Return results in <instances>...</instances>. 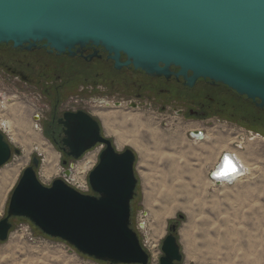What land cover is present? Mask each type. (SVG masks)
Segmentation results:
<instances>
[{
  "label": "water",
  "instance_id": "water-1",
  "mask_svg": "<svg viewBox=\"0 0 264 264\" xmlns=\"http://www.w3.org/2000/svg\"><path fill=\"white\" fill-rule=\"evenodd\" d=\"M0 46L69 58L92 48L85 60L100 58L101 49L115 71L131 67L150 78L181 80L190 89L206 80L264 108V0H0ZM60 123L69 160L62 161L68 166L64 177H70L72 162L103 147L87 176L92 194L62 179L42 185L39 156H33L0 219V242L8 239L11 220L21 218L93 261L149 264L130 225L138 183L134 152H118L98 120L83 111L65 113ZM189 135L203 140L200 131ZM18 154L0 132V168ZM175 232L176 225H169L159 264L181 262Z\"/></svg>",
  "mask_w": 264,
  "mask_h": 264
},
{
  "label": "rangeland",
  "instance_id": "rangeland-1",
  "mask_svg": "<svg viewBox=\"0 0 264 264\" xmlns=\"http://www.w3.org/2000/svg\"><path fill=\"white\" fill-rule=\"evenodd\" d=\"M19 55L18 58L30 61L34 68L46 66L54 60L45 53ZM16 58L17 53L11 52V48L0 46V104L5 103L0 116L16 130L15 142L12 143L5 133L3 135L12 148L20 150V154L13 155L0 168V176L14 170L4 187L0 186V219L6 215L9 197L23 170L31 164L32 157L37 156L29 152L37 146L34 136L58 154L56 168L49 181L40 179L39 162L36 169L38 181L49 186L53 180L62 179L69 186L76 187L62 173L68 167L62 165V152L40 133V123L35 121V116L47 117L48 105L40 91L5 70ZM110 99V107L103 106L102 100L91 102L83 99L70 104V109L85 111L98 120L102 134L115 148L117 140L122 139L124 144L116 149L118 152L126 148L134 152L138 197L131 210L130 225L142 248L150 255L149 264H159L161 244L171 222L176 225L175 236L182 254L179 264H239L240 256L250 264H264V142L255 147L254 142L249 141V135L241 134L240 129L222 120L218 123L181 116L179 111L182 107L179 105L161 111L159 104L145 99L135 100V108L127 104L129 100H121L116 95ZM115 103L121 105L115 107ZM17 116L20 117L17 119ZM195 130L207 135L202 144L188 138L189 132ZM25 135L28 139L24 138ZM255 136L253 134L252 137ZM236 141L240 148L235 147ZM101 147L96 146L72 163L92 160L95 166ZM225 150L238 153L242 158L247 156L243 161L248 160L246 164L251 174L231 186L217 187L209 182L207 167L214 157L215 164ZM41 158L39 156L40 161ZM89 172L84 176L86 183ZM159 217L162 223L158 224L156 220ZM11 223L8 239L0 242V264H102L79 255L58 239L43 235L27 220H13ZM142 223L144 229L139 226ZM151 245L155 246L152 250ZM152 253L155 255L153 259ZM229 255L234 259L225 258Z\"/></svg>",
  "mask_w": 264,
  "mask_h": 264
},
{
  "label": "flooded vegetation",
  "instance_id": "flooded-vegetation-1",
  "mask_svg": "<svg viewBox=\"0 0 264 264\" xmlns=\"http://www.w3.org/2000/svg\"><path fill=\"white\" fill-rule=\"evenodd\" d=\"M41 49L30 52L18 50L15 52L17 53L15 62L11 64V67H5V70L40 91L48 105L47 117L35 116V121L40 123V133L51 140L53 145L64 154L65 151H63L61 143L64 133L60 121H62L65 113L82 111L70 109V104L83 99L91 102L102 100L103 106L108 104L107 107H110V98L115 95L121 100H129L127 104L131 105L132 108L136 107L134 101L139 99L159 104L161 111L169 106L179 105L182 107L179 111L181 116L218 123L222 120L229 126L240 129L241 134L245 132L246 135L250 136V140L260 138L264 142V136L257 133L253 120H247L238 114L241 108V100L237 98L234 100L233 92L222 85L198 80L190 89L184 87L181 80L177 81L172 77L169 80L150 78L138 71H133L131 67L115 71L112 62L106 60V54L101 49H98L97 53L100 58H92L91 60H85L84 57L92 54V48H86L82 55L77 54L73 58L63 55V57L79 63L80 66L77 67L56 65L34 68L30 65V61L26 62L25 59L18 58L19 53L22 55L35 54ZM23 61L26 63L23 64ZM93 62H99V67L90 68L85 65ZM22 65L25 67H21ZM29 69H32V72H29ZM135 74L136 76H134ZM77 75H80L82 79ZM183 88H187L186 91L189 93L187 98L179 94ZM214 119L215 121H213ZM235 133V138H237V132ZM253 134L257 136L252 137ZM237 143V141L234 143L235 147L240 148L241 145L239 146ZM240 143L242 144V142Z\"/></svg>",
  "mask_w": 264,
  "mask_h": 264
},
{
  "label": "bare ground",
  "instance_id": "bare-ground-1",
  "mask_svg": "<svg viewBox=\"0 0 264 264\" xmlns=\"http://www.w3.org/2000/svg\"><path fill=\"white\" fill-rule=\"evenodd\" d=\"M9 99H6L5 101H8ZM5 108V103H1L0 104V109H2V111L4 110ZM7 110V109H5ZM17 110V109H16ZM15 110V111H16ZM11 111V110H10ZM7 112V111H6ZM21 113V112H20ZM18 115V114H17ZM20 115V114H19ZM13 116V114H12ZM21 116V115H20ZM20 116H17V119L20 117ZM113 116V115H111ZM23 117V116H22ZM112 118V117H111ZM122 118V117H121ZM103 119V118H102ZM124 119V118H123ZM122 119V121H123ZM20 120V119H19ZM101 120V119H100ZM114 120V119H113ZM109 121V120H108ZM117 121V120H116ZM20 122V121H19ZM102 122V121H101ZM114 122V121H113ZM21 123V122H20ZM19 123V124H20ZM111 123V122H109ZM18 127V125H17ZM105 127V126H104ZM103 127V128H104ZM17 129V128H16ZM108 129V128H107ZM0 132L1 133H5V135H8L10 136V140L11 142H15V139H16V130L14 129V127L12 126V124L5 120V119H2L1 116H0ZM22 131V130H21ZM195 131H200L202 132L201 130H195ZM107 132V131H105ZM36 135V134H35ZM202 135H203V140H207V135H205L203 132H202ZM38 136V135H37ZM40 137V136H39ZM24 138L28 139L27 136L25 135ZM34 139L37 141V146H35L34 149H32V151H29V152H33L34 154H37L39 155L41 158V161H40V167H39V171H38V174H39V177L42 181H49V179L51 178L52 176V172L55 171V168H56V162L58 160V154L53 151L50 147H48L47 143L45 142H40V139L36 136H34ZM118 139V138H116ZM193 141L195 143H200L199 141H196L193 139ZM122 139H118L115 146H116V149H119L120 147H122V145L124 143H122ZM202 142V141H201ZM250 142H254V146L258 147L260 146L259 143L263 144V141L259 138H255L253 140H250ZM28 144V143H27ZM127 144V143H126ZM259 144V145H258ZM28 146V145H27ZM103 148V147H102ZM254 148V147H253ZM252 149V148H250ZM232 152V151H230ZM224 153L226 154V158L224 157L223 160H222V164L221 166H219V168L215 171L216 174L213 175V180L210 179V174L212 173L211 171L209 172V182L210 180L212 182H210L211 184L212 183H217L215 184L214 186H217V187H223V186H228V185H231V184H235L237 182H239L241 179L243 178H248V176H250V172L251 170L248 168L247 164L248 163V160L247 162H244V158L247 157L245 156L244 158H242L243 156H240V155H237L238 153H229L228 150H225L223 152L220 153L219 155V158L217 159V162L214 164V166L220 162V159L223 157ZM23 155V154H22ZM30 155V154H29ZM36 156V155H35ZM28 161V160H27ZM233 162H235L233 164ZM95 164V163H92V160H88L84 163H76L72 169V173L69 177V180H71L75 185H76V189L77 190H80V188H84L85 187V180H84V176L86 175L87 172H89L92 168V166ZM251 165V164H250ZM15 167V166H14ZM94 167V166H93ZM252 168V167H251ZM259 168V167H258ZM13 169V168H12ZM15 169V168H14ZM9 170V169H8ZM16 170V169H15ZM211 170H213V168H211ZM14 170L12 171H8L6 172L5 174L3 173V175L0 176V186L1 188L4 187L5 185V181L7 179V181H9V177L12 175V173L14 174L13 172ZM252 171H253V168H252ZM255 171V170H254ZM12 172V173H11ZM58 172V170H57ZM56 172V173H57ZM16 173V172H15ZM253 175V174H252ZM13 176V175H12ZM242 181V180H241ZM225 184V185H224ZM74 188V189H75ZM1 194V192H0ZM3 201V200H2ZM0 207H1V196H0ZM2 208H0V212ZM194 211V210H192ZM166 216V215H165ZM190 218V217H189ZM164 219V218H163ZM156 220V219H155ZM159 223H162L160 217L158 218V220H156ZM143 224V223H142ZM156 224V223H155ZM208 225V224H207ZM159 226V225H158ZM142 229H144V224L142 225ZM225 242V241H224ZM226 244V242H225ZM155 246L151 245V250L154 249ZM153 255V253H152ZM153 257H155V255L152 256V259ZM241 258H239L238 260V263L239 264H250L251 262H249L244 256H240ZM225 258H228L230 261L233 260L234 258L232 256H226ZM224 261H222L223 263ZM256 263V262H255ZM254 263V264H255ZM257 264V263H256Z\"/></svg>",
  "mask_w": 264,
  "mask_h": 264
},
{
  "label": "trees",
  "instance_id": "trees-1",
  "mask_svg": "<svg viewBox=\"0 0 264 264\" xmlns=\"http://www.w3.org/2000/svg\"><path fill=\"white\" fill-rule=\"evenodd\" d=\"M5 47L6 48H8V47L10 48V46H5ZM17 51L18 50L11 49V52H13V53H15ZM36 53H38V54L45 53V55H48L50 58L51 57L54 58V60L52 61L51 64H46V66H42V67H51V66H56V65H59V66L60 65L61 66H70V67L80 66L79 63H74V61L69 60V59H67V58H65L63 56L56 57L54 54H47L44 49H41L40 52H36ZM62 58H64V60H62ZM73 63H74V65H73ZM98 63L99 62H95V63L93 62L91 64H85V65H87L90 68H95V67L98 68L99 67ZM77 77L82 79V77L80 75H77ZM186 90H187V88H185V89L183 88L182 90H180V93H179L180 96H182L184 98H187L189 93ZM233 94H234L233 95L234 96V100L237 98V99H240L241 102H242V103H240L241 108H240L238 114L240 116H242V118H245V119L250 120V121L253 120V122L256 125L257 133H259V134L264 136V108L263 109H258V108H256V106L251 101L246 100L244 97H239L235 93H233ZM55 148H57L60 152H62L58 147H55ZM62 154H63V157H64L63 160L67 161L68 158L66 157V155L63 152H62ZM89 194H92V193L90 192ZM137 197L138 196H137V193H136V195L134 196L133 200L131 201V210H132V208L134 206V203H135V200L137 199ZM16 220H24L25 221V219H21V218L16 219ZM171 224L173 225L174 223L171 222L169 225H171ZM102 264H104V263H102Z\"/></svg>",
  "mask_w": 264,
  "mask_h": 264
},
{
  "label": "built area",
  "instance_id": "built-area-1",
  "mask_svg": "<svg viewBox=\"0 0 264 264\" xmlns=\"http://www.w3.org/2000/svg\"><path fill=\"white\" fill-rule=\"evenodd\" d=\"M226 156V154L224 153V155H223V157L220 159V162L219 163H217L214 167H213V170H210L212 173L210 174V179L211 178H213V175H215L216 174V170L219 168V166H221V162H222V160H223V158ZM226 158V157H225ZM235 162H233V164H234ZM235 165V164H234ZM208 179H209V177H208ZM211 180H213V179H211ZM210 180V182H212ZM88 183V182H87ZM85 184V187L84 188H80V190H77L76 188V190L77 191H79L80 193H82V194H89L90 192H89V185L88 184ZM213 185H215V184H217V183H212ZM225 185V184H224Z\"/></svg>",
  "mask_w": 264,
  "mask_h": 264
},
{
  "label": "crops",
  "instance_id": "crops-1",
  "mask_svg": "<svg viewBox=\"0 0 264 264\" xmlns=\"http://www.w3.org/2000/svg\"><path fill=\"white\" fill-rule=\"evenodd\" d=\"M189 134H190V132H189ZM188 134V138H190L192 141H193V139L191 138V136ZM188 138H186V139H188ZM202 141V142H201ZM201 141H199L200 143H198L197 142V144H202L203 142H205L204 140H201ZM194 142V141H193ZM195 143V142H194ZM215 158V157H214ZM214 158H212V162H211V164H213V161H214ZM218 158V157H217ZM215 161H216V158H215ZM210 164V166H208L207 168L209 169V171H208V173H207V177L209 176V172H210V170H211V167H212V165ZM214 165V164H213ZM206 168V169H207ZM183 170H190L189 168H183ZM193 172H194V170H192V175H193ZM232 185V184H231ZM231 185H228V186H231ZM227 186V185H226Z\"/></svg>",
  "mask_w": 264,
  "mask_h": 264
}]
</instances>
